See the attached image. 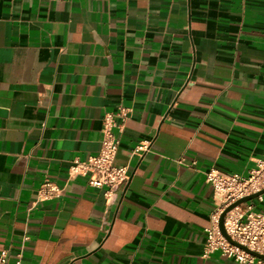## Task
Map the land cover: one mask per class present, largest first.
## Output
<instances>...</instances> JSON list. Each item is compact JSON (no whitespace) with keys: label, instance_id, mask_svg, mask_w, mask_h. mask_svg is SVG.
Wrapping results in <instances>:
<instances>
[{"label":"crops","instance_id":"crops-1","mask_svg":"<svg viewBox=\"0 0 264 264\" xmlns=\"http://www.w3.org/2000/svg\"><path fill=\"white\" fill-rule=\"evenodd\" d=\"M121 108L128 178L106 200L71 166ZM263 152L264 0H0L9 264H242L204 253L217 213L204 172L246 176Z\"/></svg>","mask_w":264,"mask_h":264},{"label":"built area","instance_id":"built-area-1","mask_svg":"<svg viewBox=\"0 0 264 264\" xmlns=\"http://www.w3.org/2000/svg\"><path fill=\"white\" fill-rule=\"evenodd\" d=\"M126 109L118 112H107L102 117L100 148L96 154L83 161H74L71 170L83 174L87 183L94 188H103L106 200L112 199L113 191L125 183L128 178L127 166H116L115 155L119 139L114 133L115 127H120L116 117L121 121L126 117ZM148 149V143H140L134 148V153ZM205 181L213 187V197L217 204V213L212 216L211 224L204 228L206 234L204 253L219 250L222 255L233 257L242 264H264V260L246 253L229 243L219 232L217 222L219 213L236 199L256 192L264 187V152L257 159L254 168L246 176L239 174H224L218 169L210 168L204 172ZM40 193L49 197L56 193L54 185L45 182L41 185ZM264 201V193L258 195ZM240 206V205H239ZM233 208L224 217V227L229 236L250 249L264 255V212L248 210L238 211ZM20 256V255H18ZM0 264H9L7 253H0ZM15 264H20L17 259Z\"/></svg>","mask_w":264,"mask_h":264},{"label":"water","instance_id":"water-1","mask_svg":"<svg viewBox=\"0 0 264 264\" xmlns=\"http://www.w3.org/2000/svg\"><path fill=\"white\" fill-rule=\"evenodd\" d=\"M264 193V187L256 192H252L249 193L247 195H244L238 199H236L235 201H233L232 203H230L229 205H227L220 213L218 216V222H217V226H218V230L220 232V234L231 244L235 245L236 247H238L239 249L245 251L246 253L253 255L257 258H261L264 260V255L254 251L252 249H250L249 247H247L246 245H243L241 243H239L238 241L233 240L229 234L226 232V229L224 227V217L226 215V213H228L230 210H232L233 208L246 203L254 198H256L258 195L263 194Z\"/></svg>","mask_w":264,"mask_h":264}]
</instances>
